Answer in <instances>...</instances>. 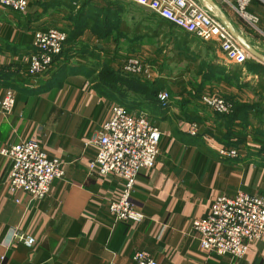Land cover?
I'll use <instances>...</instances> for the list:
<instances>
[{"label":"crops","instance_id":"crops-1","mask_svg":"<svg viewBox=\"0 0 264 264\" xmlns=\"http://www.w3.org/2000/svg\"><path fill=\"white\" fill-rule=\"evenodd\" d=\"M214 1L264 54V0H252L248 7L259 17L256 24L243 21L227 0ZM206 7L216 13L209 4ZM137 10L160 18L128 0H29L25 13L0 6V93L7 86L17 93L12 111H0V149L36 139L63 161L65 169L48 195L36 200L23 190L9 192L11 160L0 153V264H137L133 256L138 251L159 264H264V236L250 245L244 258L235 259L201 250L193 228L194 218L207 215L218 195L239 191L264 195V139L256 140V118L249 112L247 122L241 121L242 113L234 107L222 114L201 101L203 93H209L223 96L232 106L234 101L253 103L258 95L243 83L257 85L260 76L242 66V74L229 77L239 64L227 61L217 42L176 25L147 35L158 38L152 45L139 43L145 38L146 21ZM50 27L67 33L83 27L78 40L90 44L95 58L88 64L98 63V70L109 59L116 69L123 64L112 37L103 39L98 33H122L123 42L131 41V53L151 62L150 81H160L161 91L170 94L166 109L149 113L162 134L156 164L140 171L132 192L135 207L144 215L140 221L115 219L108 204L121 194L123 180L90 168L98 149L92 139L110 117L115 101L94 88L96 81L83 73L64 76L62 65L77 66L84 59L63 56L33 82L24 81L25 63L36 51L30 36ZM60 75L63 81L57 84ZM261 128L264 131V125ZM224 147L238 155H222ZM21 235L34 237L33 246Z\"/></svg>","mask_w":264,"mask_h":264},{"label":"built area","instance_id":"built-area-1","mask_svg":"<svg viewBox=\"0 0 264 264\" xmlns=\"http://www.w3.org/2000/svg\"><path fill=\"white\" fill-rule=\"evenodd\" d=\"M145 7L170 23L183 28L195 36L217 42L227 61L243 65L253 55L234 37L218 15L200 0H128ZM237 14L251 24L259 21L257 14L248 10L252 0H227ZM235 1V4L232 3ZM0 6L15 12L25 13L29 0H0ZM68 35L62 29L50 27L34 32L33 44L36 51L30 57L28 74L38 78L48 72L54 58L64 47ZM138 75L143 80L151 79L154 69L144 64L141 56H129L120 68ZM163 106L170 99L168 91L158 94ZM17 101L13 88L0 93V111L10 112ZM204 105L222 114L231 111L232 104L221 95L203 93ZM197 131L193 124L191 132ZM161 130L145 110L128 111L124 106L113 103L111 115L103 124L99 134L92 139L98 149L90 163L91 170L105 176L114 173L123 180L121 194L109 202L108 208L117 221H140L144 215L133 201L132 192L141 170H149L156 164L160 153ZM0 153L11 160L6 179L9 192L23 190L33 199H44L50 192L52 182L65 175L63 161L51 156L36 139H28L4 146ZM220 153L236 157L238 151L222 148ZM200 248L206 253L230 255L244 258L250 245L264 236V195L239 191L233 195H218L207 215L193 220ZM20 238L33 246L35 238L21 235ZM137 264H159L150 254L138 251L133 256Z\"/></svg>","mask_w":264,"mask_h":264},{"label":"trees","instance_id":"trees-1","mask_svg":"<svg viewBox=\"0 0 264 264\" xmlns=\"http://www.w3.org/2000/svg\"><path fill=\"white\" fill-rule=\"evenodd\" d=\"M146 20L148 22L145 25V37L147 35L150 37L159 35L160 32L166 30L168 27H171V25H174L162 17L156 20L153 16L148 15ZM154 26L157 29H153L155 28ZM83 29V27H78L74 30H70V32L67 33L68 37L65 41L62 52L59 55H56L54 58V63H59L60 58L63 56L69 59L71 57H74L75 55H78L81 59H84V62L82 61L77 66H69L68 64L62 65L60 69H62V73H64V76H67L68 73H83L88 78L96 81L94 88H98L102 95L112 101H115V103L121 104L128 111L145 110L150 114H155L162 111L163 109H166V105L163 106L158 98V94L162 90V84L160 81L142 80V78L138 75L126 73L121 69H116L111 66V59H109V62L107 64L102 65L99 70L98 63L94 64L93 66H89L88 61H90V58H95V56H93L95 55V52L91 50L92 47L88 42H81L78 40L83 35ZM11 36L12 30L9 29L6 32V37L9 38ZM98 36L104 39L112 37L113 33H98ZM166 37L167 34L165 38ZM33 38L34 33L30 36L32 42ZM6 49L11 50L10 47H6ZM130 49L132 50L131 46ZM113 57H116V55H114ZM99 58L100 57H98L97 59ZM29 64L30 59L27 63H25L26 76H28V78H25L24 81L31 83L36 78L28 74ZM242 66H246L249 72L256 73L260 76L257 85L252 86L250 82L243 83V85L249 86L255 91V93L258 95V101L256 100L257 102L253 103L234 101L232 107H234L235 111H239L240 113H242V115L239 116L241 117V121L244 120L245 122H247L246 120L249 117V112H251V114H253L252 116L255 117L256 121L258 122V134L256 135V140H258L259 138L264 139V131H259L264 125V65L249 60L245 64L237 65L234 70H231L232 73L229 74V77H237L239 74H242ZM96 73H98V75H96ZM61 76L63 75H60L58 77V81L56 80L57 84L62 83L63 80L60 78ZM7 88L11 87L7 86ZM240 136H243V134L241 133Z\"/></svg>","mask_w":264,"mask_h":264},{"label":"rangeland","instance_id":"rangeland-1","mask_svg":"<svg viewBox=\"0 0 264 264\" xmlns=\"http://www.w3.org/2000/svg\"><path fill=\"white\" fill-rule=\"evenodd\" d=\"M205 5H207V4H205ZM135 7L138 8L137 6H135ZM133 10H134V8H133ZM136 15H138V16L144 15V18H145L146 23L148 22L146 20L147 17H148V13L146 12V10H144V13L137 10ZM243 21H244V19H243ZM122 37H124L122 33H118V34L117 33H115V34L113 33L112 41L111 42H113L114 44H116V47L120 48V49H118L121 52V54L119 56L122 57L121 58V59H123L122 63H124L125 61H127V59H128L129 56H135V54L134 53H131L132 52L131 49H130V46H132L131 45V41L130 40H124L125 42H123ZM157 39H158L157 37L150 38V39H147L145 37L143 39H140L138 42L139 43H142L143 45H152V43L154 41L157 42ZM153 46L158 47L159 44L154 43ZM116 54H119V53L117 52ZM142 59L144 60V64L145 63L146 64H151V62H149L146 58L142 57ZM252 59L256 60L259 64H262V65L264 64L260 58H257L255 56H252V57H250L249 60H252ZM252 95H253V98H254L255 97V94L252 93ZM224 99H226V98H224ZM257 99H258V96L255 97V101L254 102H257L258 101ZM229 102L232 104L231 101H229ZM231 110H232V107H231Z\"/></svg>","mask_w":264,"mask_h":264},{"label":"water","instance_id":"water-1","mask_svg":"<svg viewBox=\"0 0 264 264\" xmlns=\"http://www.w3.org/2000/svg\"><path fill=\"white\" fill-rule=\"evenodd\" d=\"M207 4H209L213 10L218 15L219 19L226 25V27L230 30V32L234 35V37L255 57L260 58L264 61V54L259 52L247 39L246 37L237 30L234 26L233 22L227 16V14L222 10V8L218 5L214 0H205Z\"/></svg>","mask_w":264,"mask_h":264},{"label":"bare ground","instance_id":"bare-ground-1","mask_svg":"<svg viewBox=\"0 0 264 264\" xmlns=\"http://www.w3.org/2000/svg\"><path fill=\"white\" fill-rule=\"evenodd\" d=\"M204 3H206V2H204Z\"/></svg>","mask_w":264,"mask_h":264}]
</instances>
